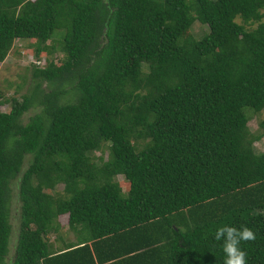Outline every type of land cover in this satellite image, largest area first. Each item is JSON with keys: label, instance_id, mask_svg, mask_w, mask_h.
<instances>
[{"label": "trees", "instance_id": "trees-1", "mask_svg": "<svg viewBox=\"0 0 264 264\" xmlns=\"http://www.w3.org/2000/svg\"><path fill=\"white\" fill-rule=\"evenodd\" d=\"M15 39H34L32 74L54 87L0 99V264L11 181L7 264H222L224 224L250 227L240 247L264 264V118L247 126L264 110V0H0V62Z\"/></svg>", "mask_w": 264, "mask_h": 264}, {"label": "rangeland", "instance_id": "rangeland-1", "mask_svg": "<svg viewBox=\"0 0 264 264\" xmlns=\"http://www.w3.org/2000/svg\"><path fill=\"white\" fill-rule=\"evenodd\" d=\"M198 23L193 22L192 27L189 30V34L193 37L200 36L202 31H204V26L197 25ZM34 39H15L12 43L11 48L8 51V54L2 62H0V99H19L21 95H27L31 97L33 102H38L40 98L51 90L54 85L34 77L32 74V64H35L37 67H42L44 65L45 59L44 54L41 53L39 56H35L34 53ZM54 62L58 64L59 53L55 52ZM39 84V86H38ZM71 84L63 82L62 85L58 86L60 91H63L60 94L59 102H71L73 101V95L69 92ZM73 96V97H72ZM41 106L32 104L21 116V121L25 123L28 118L34 113L40 111ZM8 103L0 105V111H8ZM258 118H264V110L261 111L258 115H250L247 122L248 128L252 131L255 130L257 126ZM253 146L257 151H264V137H261L259 140L253 143ZM94 154H99L98 151H95ZM105 153H103L104 155ZM121 176L117 177V180H121ZM61 185H57L56 189L60 190ZM11 199L8 206V221L10 225V234L8 237V252L5 257V263L9 261L12 254V248L16 243L17 237V226H18V211H19V201L16 197V187L15 182L11 181ZM121 189L125 190V186L121 185ZM65 216L59 217V222L62 225H65ZM60 224V225H61ZM65 228V227H64ZM65 231V229H61ZM65 239L71 240L74 235L71 231H66L63 233ZM52 235L48 236V239H52Z\"/></svg>", "mask_w": 264, "mask_h": 264}, {"label": "clouds", "instance_id": "clouds-1", "mask_svg": "<svg viewBox=\"0 0 264 264\" xmlns=\"http://www.w3.org/2000/svg\"><path fill=\"white\" fill-rule=\"evenodd\" d=\"M213 238L222 242L221 249L224 254L222 264H247V253L240 244L242 241H253L256 236L254 231L246 225L238 228L224 224L215 229Z\"/></svg>", "mask_w": 264, "mask_h": 264}]
</instances>
